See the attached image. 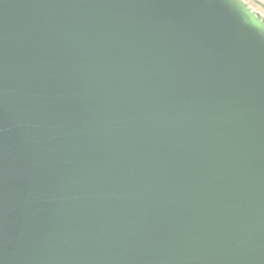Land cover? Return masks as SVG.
I'll list each match as a JSON object with an SVG mask.
<instances>
[{
  "label": "water",
  "instance_id": "water-1",
  "mask_svg": "<svg viewBox=\"0 0 264 264\" xmlns=\"http://www.w3.org/2000/svg\"><path fill=\"white\" fill-rule=\"evenodd\" d=\"M0 264H264L244 0H0Z\"/></svg>",
  "mask_w": 264,
  "mask_h": 264
},
{
  "label": "crops",
  "instance_id": "crops-1",
  "mask_svg": "<svg viewBox=\"0 0 264 264\" xmlns=\"http://www.w3.org/2000/svg\"><path fill=\"white\" fill-rule=\"evenodd\" d=\"M248 2V6H252L257 9L259 12L264 14V0H246ZM245 1V2H246Z\"/></svg>",
  "mask_w": 264,
  "mask_h": 264
},
{
  "label": "rangeland",
  "instance_id": "rangeland-1",
  "mask_svg": "<svg viewBox=\"0 0 264 264\" xmlns=\"http://www.w3.org/2000/svg\"><path fill=\"white\" fill-rule=\"evenodd\" d=\"M246 4L249 5L247 1H246ZM250 8L253 9L259 15V17L264 21V14L262 12H259L257 9H255L252 6H250Z\"/></svg>",
  "mask_w": 264,
  "mask_h": 264
},
{
  "label": "built area",
  "instance_id": "built-area-1",
  "mask_svg": "<svg viewBox=\"0 0 264 264\" xmlns=\"http://www.w3.org/2000/svg\"><path fill=\"white\" fill-rule=\"evenodd\" d=\"M245 1V0H244Z\"/></svg>",
  "mask_w": 264,
  "mask_h": 264
},
{
  "label": "trees",
  "instance_id": "trees-1",
  "mask_svg": "<svg viewBox=\"0 0 264 264\" xmlns=\"http://www.w3.org/2000/svg\"><path fill=\"white\" fill-rule=\"evenodd\" d=\"M259 16V15H258Z\"/></svg>",
  "mask_w": 264,
  "mask_h": 264
}]
</instances>
